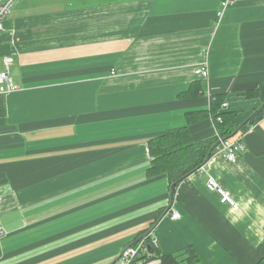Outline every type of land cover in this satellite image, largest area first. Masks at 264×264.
Returning <instances> with one entry per match:
<instances>
[{
	"label": "crops",
	"instance_id": "0c3cea01",
	"mask_svg": "<svg viewBox=\"0 0 264 264\" xmlns=\"http://www.w3.org/2000/svg\"><path fill=\"white\" fill-rule=\"evenodd\" d=\"M222 1L10 13L0 72L18 88L0 95V264H112L147 231L162 255L191 247L201 264L259 261L264 115L229 138L244 146L235 163L215 147L173 193L166 174L147 175L148 141L213 97L239 124L262 107L249 92L264 85V0H231L217 18ZM204 64L205 79L194 74ZM188 130L194 142L216 135L211 119ZM210 179L236 209L206 189Z\"/></svg>",
	"mask_w": 264,
	"mask_h": 264
},
{
	"label": "trees",
	"instance_id": "16d2710c",
	"mask_svg": "<svg viewBox=\"0 0 264 264\" xmlns=\"http://www.w3.org/2000/svg\"><path fill=\"white\" fill-rule=\"evenodd\" d=\"M251 96H259L264 103V85L257 90L249 92ZM224 96L217 95L212 98L210 107L206 110L186 113V125L172 128L162 135L148 141L150 165L147 169L149 177L166 174L172 187V193L176 185L204 166L210 158L215 145L219 140L229 139L238 133L246 131L264 115V106L248 117L241 124L238 123L241 113L223 110ZM220 121H217V119ZM203 119H211L215 126L216 135L208 140L194 142L190 136L188 127ZM147 231L138 236L130 246L145 239L146 251L141 253L133 264H201L193 248L188 247L179 252L162 255L157 247L147 237ZM150 246L147 249V246ZM260 259L256 264H264V243L258 247Z\"/></svg>",
	"mask_w": 264,
	"mask_h": 264
},
{
	"label": "built area",
	"instance_id": "2783aa9c",
	"mask_svg": "<svg viewBox=\"0 0 264 264\" xmlns=\"http://www.w3.org/2000/svg\"><path fill=\"white\" fill-rule=\"evenodd\" d=\"M14 1L15 0H0V33L4 30V22L11 13ZM230 5L231 0L222 1L220 8L216 14L217 18H220L223 11L226 10ZM8 62L9 61H6V66L8 65ZM194 74L204 79L207 78L208 70L206 68V65L204 64L202 66H199L194 71ZM17 88L18 87L12 82L7 68L6 70L0 72V95H7L15 91ZM222 107L225 108L226 104L224 103ZM217 121H220V119L218 118ZM240 140V137L235 138L233 140H219L218 145L216 147L217 149H219V153H221L227 161L235 163L239 153L244 150V146L242 145ZM205 186L209 192L215 193L218 196L219 202L221 204L228 205L233 209H236L238 207L234 200L228 195L226 190L217 181L210 179L206 182ZM169 215L173 220H177L180 218V214L175 210H170ZM149 234L147 235V237L149 236ZM3 235L4 231L0 225V239L3 237ZM145 251V239L139 241L134 246L128 245L124 247L115 264H133L134 260Z\"/></svg>",
	"mask_w": 264,
	"mask_h": 264
},
{
	"label": "rangeland",
	"instance_id": "374dc122",
	"mask_svg": "<svg viewBox=\"0 0 264 264\" xmlns=\"http://www.w3.org/2000/svg\"><path fill=\"white\" fill-rule=\"evenodd\" d=\"M100 0H15L12 5L13 11L28 14H49L69 11L71 6H83L86 4H94L92 2Z\"/></svg>",
	"mask_w": 264,
	"mask_h": 264
},
{
	"label": "water",
	"instance_id": "95a60500",
	"mask_svg": "<svg viewBox=\"0 0 264 264\" xmlns=\"http://www.w3.org/2000/svg\"><path fill=\"white\" fill-rule=\"evenodd\" d=\"M262 106H264V103L262 104ZM260 108H261V107H260ZM260 108H259V109H260ZM259 109H257V110H259ZM217 145H218V143L215 145V147H216ZM215 147H214V148H215ZM149 233H150V232H149ZM149 233H147V234H149ZM149 248H150V246L148 245V246H147V249H149ZM115 263H116V262H114V263H112V264H115Z\"/></svg>",
	"mask_w": 264,
	"mask_h": 264
}]
</instances>
